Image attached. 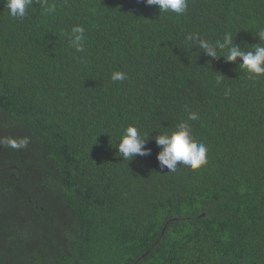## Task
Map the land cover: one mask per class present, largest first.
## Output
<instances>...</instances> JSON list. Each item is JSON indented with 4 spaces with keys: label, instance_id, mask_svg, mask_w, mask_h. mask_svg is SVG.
<instances>
[{
    "label": "trees",
    "instance_id": "trees-1",
    "mask_svg": "<svg viewBox=\"0 0 264 264\" xmlns=\"http://www.w3.org/2000/svg\"><path fill=\"white\" fill-rule=\"evenodd\" d=\"M260 29L264 0H0V137L30 141L0 146V264H264V76L188 40L253 50ZM182 122L208 162L161 169ZM130 125L151 151L128 161Z\"/></svg>",
    "mask_w": 264,
    "mask_h": 264
},
{
    "label": "clouds",
    "instance_id": "clouds-1",
    "mask_svg": "<svg viewBox=\"0 0 264 264\" xmlns=\"http://www.w3.org/2000/svg\"><path fill=\"white\" fill-rule=\"evenodd\" d=\"M34 0H5V4L9 10V14L14 18H23L27 9L32 6ZM149 6H156L159 13H175L183 15L188 7V0H145ZM55 9L49 7L47 11L51 12ZM85 29L82 26H75L72 29L71 41L77 52H82V41ZM259 41H264V29H260L256 35ZM188 40L196 44L205 55L213 60L223 57L227 62L235 63L237 58L242 59V63L238 66L245 69L253 78L264 76V45L256 44L253 50H245L239 44L234 43V37L231 32H226L221 40L215 42L206 40L199 35L193 34ZM224 52L223 55H218ZM127 74L121 71H115L111 75L112 81H125ZM188 119L195 121L198 119L196 113H189ZM145 138L140 134L137 127L128 126L120 139L118 153L122 159L132 160L137 155L144 156L150 154V149L145 147ZM28 137L12 138L0 137V146H7L13 149H23L29 144ZM155 142L159 146L160 151L157 153V160L161 169L166 168L167 171H176L178 164L190 166L196 170L206 165L207 147L203 143L197 142L192 135L191 126L187 122H182L176 130L169 133L155 135Z\"/></svg>",
    "mask_w": 264,
    "mask_h": 264
}]
</instances>
